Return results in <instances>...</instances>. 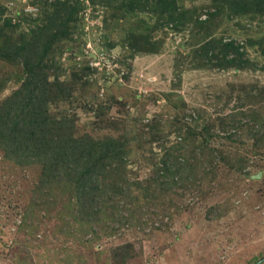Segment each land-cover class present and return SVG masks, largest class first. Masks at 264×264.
I'll use <instances>...</instances> for the list:
<instances>
[{"label": "rangeland", "instance_id": "374dc122", "mask_svg": "<svg viewBox=\"0 0 264 264\" xmlns=\"http://www.w3.org/2000/svg\"><path fill=\"white\" fill-rule=\"evenodd\" d=\"M48 39L52 132L123 141L129 189L85 217L0 141V264H264V11L0 0V105Z\"/></svg>", "mask_w": 264, "mask_h": 264}, {"label": "trees", "instance_id": "16d2710c", "mask_svg": "<svg viewBox=\"0 0 264 264\" xmlns=\"http://www.w3.org/2000/svg\"><path fill=\"white\" fill-rule=\"evenodd\" d=\"M216 1L227 3L238 13L264 11V0ZM53 40L48 39L46 44L35 47L38 62L25 60V82L1 103L0 141L8 150L9 156L28 158L45 154V159H42L40 186L71 182L83 215L89 217L101 211L96 206L99 202L102 203L105 195L116 196L129 189L128 184L123 185L120 181L126 144L111 138L97 140L73 134L60 136L52 132L54 121L49 118L47 107L52 82L49 81V65L45 59ZM231 45L225 44L226 51L230 50ZM237 53L239 55V51ZM4 56L8 60L12 59L9 54ZM238 60L236 56L235 59L225 61L237 64Z\"/></svg>", "mask_w": 264, "mask_h": 264}]
</instances>
